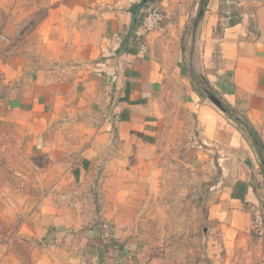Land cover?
I'll list each match as a JSON object with an SVG mask.
<instances>
[{
	"label": "crops",
	"instance_id": "0c3cea01",
	"mask_svg": "<svg viewBox=\"0 0 264 264\" xmlns=\"http://www.w3.org/2000/svg\"><path fill=\"white\" fill-rule=\"evenodd\" d=\"M137 2L50 0L39 25L47 58L0 77V122L27 147L70 161L69 181L99 188L105 202L124 179L156 181L159 151L176 131L167 104L186 95L191 157L217 158L222 171L207 205L209 230L229 251L252 249L264 264V238L253 228L255 208L264 211V170L242 129L251 126L264 142V0H158L165 19L142 55ZM86 257L71 252L67 260Z\"/></svg>",
	"mask_w": 264,
	"mask_h": 264
},
{
	"label": "rangeland",
	"instance_id": "374dc122",
	"mask_svg": "<svg viewBox=\"0 0 264 264\" xmlns=\"http://www.w3.org/2000/svg\"><path fill=\"white\" fill-rule=\"evenodd\" d=\"M50 6V0H0V77L28 68L24 60L33 66L47 58L39 25ZM201 94L208 98L205 87ZM184 99L172 96L167 104L176 131L159 151L156 181L124 179L121 192L105 202L99 188L69 181L70 161L27 147L0 122V262L69 264L71 252L87 250L85 264H258L252 249L229 251L209 230L207 205L222 171L217 158L191 157L194 116Z\"/></svg>",
	"mask_w": 264,
	"mask_h": 264
},
{
	"label": "built area",
	"instance_id": "2783aa9c",
	"mask_svg": "<svg viewBox=\"0 0 264 264\" xmlns=\"http://www.w3.org/2000/svg\"><path fill=\"white\" fill-rule=\"evenodd\" d=\"M163 9L160 2H156L142 13L141 24L138 29V35L141 40L139 55L145 54L148 51L149 46H147L146 43L148 34L162 27V23L165 19ZM253 228L257 237L264 238V211L261 207H256L254 210Z\"/></svg>",
	"mask_w": 264,
	"mask_h": 264
},
{
	"label": "water",
	"instance_id": "95a60500",
	"mask_svg": "<svg viewBox=\"0 0 264 264\" xmlns=\"http://www.w3.org/2000/svg\"><path fill=\"white\" fill-rule=\"evenodd\" d=\"M158 0H139V2H137L136 4H134V9H132V11L138 16L139 14L143 11H145L146 9H148V7L151 4L156 3ZM137 16V17H138ZM135 22H137V19L135 20ZM209 98L212 100V102L217 105L219 108H221V110H223L224 112H227L228 109L224 106L223 102L214 94H209Z\"/></svg>",
	"mask_w": 264,
	"mask_h": 264
},
{
	"label": "trees",
	"instance_id": "16d2710c",
	"mask_svg": "<svg viewBox=\"0 0 264 264\" xmlns=\"http://www.w3.org/2000/svg\"><path fill=\"white\" fill-rule=\"evenodd\" d=\"M242 129L248 131V134L251 137L249 139L251 140L253 147L255 148V150L257 151V154L259 155V158H260L259 160L261 161V164L264 170V142L258 136L257 131L251 126L245 124V127H243Z\"/></svg>",
	"mask_w": 264,
	"mask_h": 264
}]
</instances>
